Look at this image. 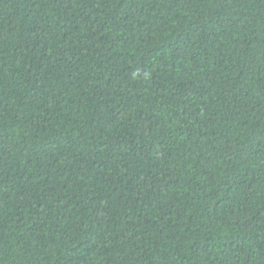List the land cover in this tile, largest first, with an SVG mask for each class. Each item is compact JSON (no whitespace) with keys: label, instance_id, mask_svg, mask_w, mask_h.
<instances>
[{"label":"trees","instance_id":"trees-1","mask_svg":"<svg viewBox=\"0 0 264 264\" xmlns=\"http://www.w3.org/2000/svg\"><path fill=\"white\" fill-rule=\"evenodd\" d=\"M0 264H264V0H0Z\"/></svg>","mask_w":264,"mask_h":264}]
</instances>
